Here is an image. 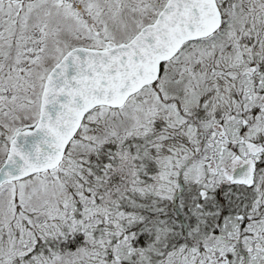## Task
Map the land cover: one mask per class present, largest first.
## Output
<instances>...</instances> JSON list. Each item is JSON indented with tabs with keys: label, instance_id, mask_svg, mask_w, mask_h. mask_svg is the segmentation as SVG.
<instances>
[{
	"label": "snow or ice",
	"instance_id": "1",
	"mask_svg": "<svg viewBox=\"0 0 264 264\" xmlns=\"http://www.w3.org/2000/svg\"><path fill=\"white\" fill-rule=\"evenodd\" d=\"M0 264H264V0H0Z\"/></svg>",
	"mask_w": 264,
	"mask_h": 264
}]
</instances>
